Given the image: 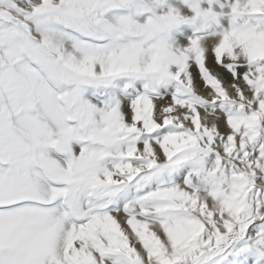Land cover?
Returning a JSON list of instances; mask_svg holds the SVG:
<instances>
[{
  "label": "snow or ice",
  "instance_id": "6c2138e0",
  "mask_svg": "<svg viewBox=\"0 0 264 264\" xmlns=\"http://www.w3.org/2000/svg\"><path fill=\"white\" fill-rule=\"evenodd\" d=\"M0 264H264V0H0Z\"/></svg>",
  "mask_w": 264,
  "mask_h": 264
}]
</instances>
